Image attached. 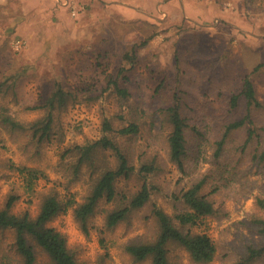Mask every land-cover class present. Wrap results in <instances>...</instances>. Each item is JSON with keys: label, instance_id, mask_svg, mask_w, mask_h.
<instances>
[{"label": "rangeland", "instance_id": "rangeland-1", "mask_svg": "<svg viewBox=\"0 0 264 264\" xmlns=\"http://www.w3.org/2000/svg\"><path fill=\"white\" fill-rule=\"evenodd\" d=\"M151 32L155 35L139 49L131 69L132 95L120 99L110 91L97 100L82 99L55 112L54 126L63 133L61 141L53 138L24 146V133L10 134L0 126V206L11 190L19 194L12 210H29L32 215L37 212L41 197L50 191L59 197L73 194L80 201L87 191L88 173L83 171L80 179L69 181L66 165L60 164L64 161L63 149L100 137L105 118L113 126H120L124 120L119 114L129 117L128 110L138 104L145 123L135 152L155 155L158 166L151 176L155 190L150 203L173 216L183 208L175 194L206 169L222 171L226 180L210 193L216 213L203 217L196 231L209 234L216 245L212 264H234L249 243L264 241V234L252 229L249 221L252 213L259 212L255 197L264 198L263 166L251 162L250 154L235 161L239 152L236 146L242 140L240 131L234 133L231 149L225 150L216 163L211 157L214 147L209 143L215 132L200 141L189 133L185 157L189 173H180L167 158L164 128L158 122L152 125V106L167 103L173 88L181 82L190 88L200 113L207 117L211 109L217 110L219 88L235 84L237 71L250 70L251 64L264 59V0H0V69L18 71L17 90L31 104L38 100L52 76L66 86L75 85L80 73L89 71L87 67H91L98 51L111 54L106 70L113 72L118 64L113 53H121ZM174 53L180 58L178 63ZM177 65L184 70L180 81ZM163 76L166 89L153 95L154 86ZM250 77L264 103V70L253 72ZM210 84L209 92L204 93ZM208 102L211 107H205ZM0 104L8 105L22 120L42 115V109L27 110L15 104L10 93L0 94ZM199 150L203 155L195 165L193 160ZM11 164L40 171L32 191L26 190L24 174ZM135 182L132 178L119 182V186L128 190ZM210 188V184L205 186L207 191ZM150 203L113 228H106L104 215L110 204L102 200L90 219L87 234L70 209L58 213L48 224L65 235L67 247L83 264H149L133 262L123 246L156 234ZM13 237L11 229H0V264L11 263ZM37 252L36 264L48 263L47 255L39 249ZM169 260L197 264L177 246L169 247ZM254 264H264V257Z\"/></svg>", "mask_w": 264, "mask_h": 264}, {"label": "trees", "instance_id": "trees-1", "mask_svg": "<svg viewBox=\"0 0 264 264\" xmlns=\"http://www.w3.org/2000/svg\"><path fill=\"white\" fill-rule=\"evenodd\" d=\"M154 35L155 32H151L145 38L131 43L121 53H113L118 63L113 72L106 70L111 54L98 51L90 62L91 67H87L89 71L80 73V80L75 85L66 86L52 76L43 85L45 88L38 100L31 104L17 90L18 71L0 69V94L10 93L15 104L27 110L42 109L39 117L22 120L8 105L0 104V126L10 134L24 133V146L39 145L53 138L61 141L63 133L55 130L54 113L82 99L97 100L110 91L120 99L129 98L132 95L130 85L133 83L131 69L137 62L138 51ZM179 59L174 53L175 63ZM177 68L180 71L178 81L183 80L184 70L178 65ZM260 70H264V59L251 64L250 70L237 71L235 84L219 88V106L216 107L217 110L210 108L211 113L207 117L205 113H200L201 109H197L199 104L196 98H191L190 88H185L181 82L173 88L167 103L152 106V125L158 122L164 128L167 158L177 166L180 173H189L185 162L189 135H195L200 141L210 137L211 132H215L209 140L214 147L211 155L213 163L218 162L225 150L231 149L233 135L240 131L242 140L236 146L239 152L235 161L239 162L242 155L250 154V161L264 168V116L259 117V114H264L260 109H264V103L259 99L250 77L253 72ZM164 80L163 76L154 86L153 95L166 89ZM210 87L211 84L204 93L207 94ZM204 104L205 107L210 106L209 102ZM139 112L137 104L128 110L129 117L119 114L124 123L117 127L112 125L110 119L105 118L100 137L74 143L63 149L61 159L64 161L61 160L60 164L61 167L66 165V171L71 176L69 181L80 179L83 171L88 173L87 191L80 201L73 194L59 197L57 192L50 191L41 197L37 212L32 215L29 210L14 212L12 207L19 194L12 190L8 192L0 206V229H11L14 233L11 242L13 257L9 264H36L38 249L47 255L46 264H83L67 247L65 235L48 224L53 217L70 209L82 232L87 234L90 219L102 200L110 204L104 215L106 228H113L126 220L133 211L150 203L155 190L151 176L158 166L155 155L149 157L135 152L136 142L142 134V124L145 123ZM192 112L198 114L194 115ZM202 155L199 150L193 160L195 165ZM11 166L24 174L25 188L32 191L40 171L26 165ZM221 173L222 171L219 173L206 169L186 188L175 194V198L183 203V208L173 216L155 203H150V213L157 232L150 239H136L124 244L123 248L131 260L148 261L149 264H179L169 260V247L177 246L185 250L192 262L212 264L216 245L209 234L196 231V227L203 217L216 213L215 202L210 193L217 191L223 183L221 181L226 180ZM132 178L136 180L134 185L128 190L121 189L119 182ZM209 184L211 188L207 191L205 186ZM65 188H68V184ZM255 204L259 212L251 214L250 227L258 234H264V198L256 196ZM245 248V253L234 264H254L255 260L264 257V241L249 243Z\"/></svg>", "mask_w": 264, "mask_h": 264}]
</instances>
